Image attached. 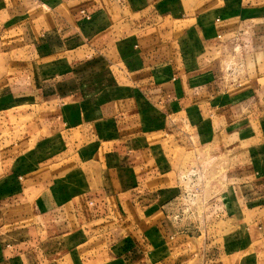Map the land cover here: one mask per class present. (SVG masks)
I'll return each instance as SVG.
<instances>
[{
  "label": "crops",
  "instance_id": "crops-1",
  "mask_svg": "<svg viewBox=\"0 0 264 264\" xmlns=\"http://www.w3.org/2000/svg\"><path fill=\"white\" fill-rule=\"evenodd\" d=\"M0 26V40L21 39L32 70L14 86L1 75L9 62L0 63V109L33 107L14 117L35 119L18 130L21 151L5 161L0 152V264L167 259L179 236L176 189H154L166 151L146 136L177 121L199 142L220 134L240 147L247 171L229 174L221 221L242 232H228L218 256L233 264L242 251V264H256L248 254L264 253V0H0ZM108 57L120 64L115 82L71 71L103 75ZM45 114L54 122L37 135ZM26 128L34 137L21 136ZM59 149L70 152L57 157ZM245 226L260 233L257 248Z\"/></svg>",
  "mask_w": 264,
  "mask_h": 264
},
{
  "label": "rangeland",
  "instance_id": "rangeland-1",
  "mask_svg": "<svg viewBox=\"0 0 264 264\" xmlns=\"http://www.w3.org/2000/svg\"><path fill=\"white\" fill-rule=\"evenodd\" d=\"M112 11L111 9L109 13ZM111 22H113V20H111ZM152 22L156 23L154 20ZM2 32L3 27L0 26V34ZM10 35L11 36H7L5 34L4 38L0 40V63L9 62L7 67H3L1 70V75H3L2 77L10 82L11 85L15 86L20 84V81H23L20 80L21 78H27L32 70L29 65L26 64L27 61H31L28 59L27 54L24 53L23 49L16 48V46L21 43V39L19 42L18 36H14L13 33ZM94 54L95 53L91 51V62H94L95 58L99 55ZM79 55H81V53H79ZM60 56L63 57V54ZM109 56L113 57V53H110ZM111 57L107 58L109 61L108 64H110L111 67L110 69L106 67V72H103V75L100 71H97L98 69H91L94 70L91 74L88 72L85 74V71L80 68H73L71 71H75L76 73L82 72L80 76L81 79L91 75L89 76V80L95 79L96 82L100 80L102 83L105 79V84L109 81L115 82V76L121 77L122 73L119 70L120 64L118 65L115 63ZM224 61V74L225 77L228 78V73L230 72L231 75L232 69L226 71ZM233 66L235 68L239 67L237 64ZM64 71L65 73L67 72L66 69ZM95 72L99 74H95ZM87 80L88 78L86 77L84 81ZM111 86H114V84H111ZM106 87H108V85H106ZM106 93H108V90H106ZM109 93L113 94L114 92L109 90ZM43 108L46 109L44 106ZM23 109L26 112H32L34 108L25 106L24 108H13L11 111H3L0 109V152L3 153V149L8 150L2 155L3 161L6 159L11 160L14 154L22 150L23 147H20L21 143L18 141V136L20 135L18 130L22 128L21 126L33 125L34 123V113L25 116L19 115V118L14 117ZM44 118L46 117L44 116ZM52 119L53 118L50 117L49 122L47 121L46 124L41 126V130L35 129L37 130V135L44 134L49 130L50 125L54 122H51ZM180 123L181 122L177 121L172 124L171 122L166 132H153L150 133L149 136H146L151 142L163 141L166 151V162L163 164L164 170L159 171L161 168L158 170L154 168V189H161L162 185H169L166 188L176 189V194L169 200L173 202L172 208L175 209L171 210L173 212H171V220H169L174 229L178 230L179 236L170 240V248L167 250V259L159 260L156 264H224L225 256L221 258L218 256V243L220 244L222 240L225 241L228 239L227 237L230 235H227L228 232H236V230H238V234L242 232L241 225H238L237 229L231 225L227 226L223 224L221 220L226 217V214L223 212V204L225 203L224 196L229 183V174L234 172L236 175H239L242 169L244 170V166L242 165L243 154L241 153L240 147L236 145L235 140H226L219 134V141L210 143L209 141L211 140L207 138L205 142H199L193 137L191 126H183V124L180 125ZM15 126L17 130H15ZM26 129L25 133H21V136L28 137L32 135L34 137V133L28 131L30 128ZM243 145L246 146L247 143L240 146L242 147ZM67 152H70V150L59 149L55 155L60 157ZM141 171H145V169ZM244 171H247V168ZM149 175H151V173H149ZM147 184L148 186L150 184L149 177ZM52 191L55 193L58 200L62 201L67 197L66 182H56L52 187ZM27 201L26 204L28 207L29 201ZM221 208L223 209L221 210ZM250 223L252 226L255 225L254 222ZM246 226L245 233H250V235L247 236L250 240L255 241L252 246L257 248L256 241L260 233L253 231L251 226L247 229L248 231H246ZM8 228H10V226ZM16 232L17 231L13 229L12 234ZM48 232L49 230H43L41 233L42 237L46 236ZM26 236L32 237L33 231L27 229ZM99 247L100 246H98V248ZM253 251L255 252L248 254V259L251 260L254 257L257 260L256 264H264V253H260L258 254L260 256H258L254 248ZM242 253L241 251L238 252V254H233L231 263L242 264L243 260L247 257V255H241ZM43 262L44 260L42 263ZM44 263L46 264L47 262Z\"/></svg>",
  "mask_w": 264,
  "mask_h": 264
},
{
  "label": "built area",
  "instance_id": "built-area-1",
  "mask_svg": "<svg viewBox=\"0 0 264 264\" xmlns=\"http://www.w3.org/2000/svg\"><path fill=\"white\" fill-rule=\"evenodd\" d=\"M231 68H232V67H229V68H228V71L231 70Z\"/></svg>",
  "mask_w": 264,
  "mask_h": 264
}]
</instances>
